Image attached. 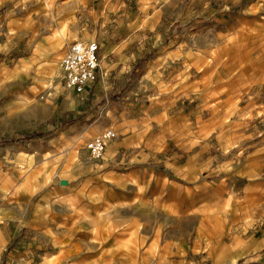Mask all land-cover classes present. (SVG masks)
Listing matches in <instances>:
<instances>
[{"label": "crops", "instance_id": "obj_1", "mask_svg": "<svg viewBox=\"0 0 264 264\" xmlns=\"http://www.w3.org/2000/svg\"><path fill=\"white\" fill-rule=\"evenodd\" d=\"M222 4L211 64L188 45L214 29L188 27L202 0H0V90L48 73L25 106L75 39L99 48L83 131L9 146L6 174L0 150V264H264V44L241 46L264 0ZM107 129L100 163L73 150Z\"/></svg>", "mask_w": 264, "mask_h": 264}, {"label": "rangeland", "instance_id": "obj_2", "mask_svg": "<svg viewBox=\"0 0 264 264\" xmlns=\"http://www.w3.org/2000/svg\"><path fill=\"white\" fill-rule=\"evenodd\" d=\"M203 4L206 5L204 9H191L188 10V18H191L188 23V27H194L197 23L204 22L209 26H212L214 29L212 30V34L210 33L208 40H188V45L195 53H201L204 56H207L210 60L211 64H217L218 60L224 54L223 51H226L229 47V44L232 45L231 41H222L216 35L218 31L217 25L220 23L219 20H215V18L222 13L220 9L223 7L222 0H202ZM199 15L198 17H195ZM200 19V20H194ZM195 23V25H193ZM95 26H93V29ZM2 27H0V30ZM67 31V30H66ZM244 38V37H242ZM81 41H95L91 37L85 36L80 37ZM264 41H249V40H241L242 46V59H247L249 61L248 56H244L243 54L249 50V48L253 49L255 53L260 52L263 49ZM228 45V47H227ZM64 56V52L59 54L57 57L56 65L51 69L48 77V88L43 91L42 86L37 88L36 97H37V105L25 106L22 101L31 102L33 98H29L30 94H28V90L33 87V90H36V87L42 85V82H39V78H45L48 73L45 71H36L31 73L24 80L16 83L15 85L7 88H2L0 90V109H3L0 112V150H1V173L6 174L8 172V166L5 165V162L9 160L8 156V147L14 146L16 144L21 143L22 145L26 143H30L32 141L37 142L33 147H39L40 144L44 147L47 144H51L52 141H47L48 139H53L56 137V134L59 129L65 130H73L83 131L82 126L88 125L90 123L86 120L88 116H94L96 113V108L94 110L89 107H94L93 105L84 106L82 109L73 110L74 104L80 98L86 99V96L89 97L88 93L75 94L74 92H69L63 87L62 83V72L60 67V62L62 57ZM231 59L230 56H225L224 60ZM14 60L7 62L9 67H12ZM248 75V71H246ZM54 76V78H52ZM250 95V92H249ZM16 97L18 100L15 103H9L7 100L11 97ZM115 96V95H114ZM98 97H101L100 95ZM95 102V101H94ZM98 102H101L98 101ZM52 103L50 113L53 114L54 118L49 120H44L41 115L40 106L44 104ZM101 107L97 106V111ZM13 115L8 116L9 113H13ZM31 132H40L42 133L41 137H37L31 140H21L23 135L31 133ZM76 134L73 133L72 136ZM38 139H43L38 140ZM86 145V144H85ZM77 146V147H76ZM78 149V153L85 157L86 159L89 157L88 152L85 149L84 145L78 146L75 145L73 149L76 151ZM106 150V149H105ZM58 151H51L50 156H54ZM104 156V155H103ZM90 158V157H89ZM100 160H93L96 164L100 163ZM8 186L5 187V189ZM2 204L8 203V198L3 197L0 198ZM188 264V262L183 263Z\"/></svg>", "mask_w": 264, "mask_h": 264}, {"label": "built area", "instance_id": "obj_3", "mask_svg": "<svg viewBox=\"0 0 264 264\" xmlns=\"http://www.w3.org/2000/svg\"><path fill=\"white\" fill-rule=\"evenodd\" d=\"M98 49L95 41L76 40L70 44L60 62L62 83L66 90L81 94L87 84L95 81L99 70ZM114 137L115 133L107 129L89 140L85 145L89 157L95 161L102 159L106 142Z\"/></svg>", "mask_w": 264, "mask_h": 264}, {"label": "trees", "instance_id": "obj_4", "mask_svg": "<svg viewBox=\"0 0 264 264\" xmlns=\"http://www.w3.org/2000/svg\"><path fill=\"white\" fill-rule=\"evenodd\" d=\"M41 136H42V133H40V132H31V133L23 135L21 140H31V139H35V138L41 137Z\"/></svg>", "mask_w": 264, "mask_h": 264}, {"label": "bare ground", "instance_id": "obj_5", "mask_svg": "<svg viewBox=\"0 0 264 264\" xmlns=\"http://www.w3.org/2000/svg\"><path fill=\"white\" fill-rule=\"evenodd\" d=\"M61 67V66H60Z\"/></svg>", "mask_w": 264, "mask_h": 264}]
</instances>
